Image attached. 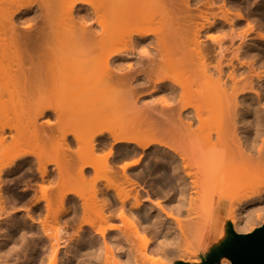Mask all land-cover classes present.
Instances as JSON below:
<instances>
[{
  "label": "bare ground",
  "instance_id": "6f19581e",
  "mask_svg": "<svg viewBox=\"0 0 264 264\" xmlns=\"http://www.w3.org/2000/svg\"><path fill=\"white\" fill-rule=\"evenodd\" d=\"M254 221L264 0H0V263L177 264Z\"/></svg>",
  "mask_w": 264,
  "mask_h": 264
},
{
  "label": "rangeland",
  "instance_id": "374dc122",
  "mask_svg": "<svg viewBox=\"0 0 264 264\" xmlns=\"http://www.w3.org/2000/svg\"><path fill=\"white\" fill-rule=\"evenodd\" d=\"M255 35H256V33H255ZM253 36H254V34H253ZM237 43H239V41H237ZM75 102H77V101H75ZM73 105H72V108H74V106L76 107V105L78 104V103H72ZM47 117H49V116H46V118ZM42 119H43V122H44V119H45V117H43V118H41L40 119V122L42 121ZM148 138H152V135H151V137L150 136H148ZM122 163V162H121ZM142 167L143 166V161H141L138 165H135L134 167H136V168H138V167ZM52 167L53 166H49V169H52ZM133 167V168H134ZM242 168V167H241ZM241 168H240V170H241ZM37 182H39V181H37ZM41 182V181H40ZM39 182V183H40ZM44 184H48V186H49V182H46V183H44ZM47 186V185H46ZM189 192H191L192 193V190L191 191H189ZM133 193H135V191H133ZM38 194H41V193H38ZM217 193L216 192H214V195L212 196V199H210V200H205L204 201V199H203V202L205 203V204H203V202H201V203H197V201L195 202V200H193V203L195 202V203H197V205L201 208V209H203V210H205V209H209V210H212L213 211V214H215V216H218L219 217V219H218V221H219V223L220 224H225L226 223V210H227V205H228V203L230 202L229 200H227V199H224V198H218V194L216 195ZM144 195H146V194H144ZM193 195H195L194 194V192H193ZM192 195V196H193ZM204 195V194H203ZM216 196H217V198H216ZM147 198V196H143V197H141V202H144V200ZM152 199V198H151ZM215 199H216V201H215ZM76 200V199H75ZM152 200H154V199H152ZM41 203V206H43V204L45 203L44 202V200L42 199V197H41V201H40ZM79 203L80 202H78V200H77V202H76V204H77V206L79 205ZM164 205H166V204H164ZM194 205V204H193ZM190 206H192V204L190 205ZM66 207L67 208H69L70 209V205L67 203L66 204ZM194 207H196V205L194 206ZM197 208V207H196ZM196 208H195V210H196ZM192 209H193V207H192ZM71 210V209H70ZM70 210L68 211V212H66V213H64V215L62 216V218L64 217V218H68V217H70L71 216V214H70ZM186 211L188 210V208H186L185 209ZM194 210V211H195ZM185 211V214H182L179 218H183L184 220H186V218L188 217V216H190L191 214H193L192 212H190V215H189V212H186ZM188 213V214H187ZM67 214H70L69 216L67 215ZM195 214V213H194ZM186 215H188V216H186ZM196 215V214H195ZM194 215V216H195ZM66 216V217H65ZM68 216V217H67ZM192 217L191 218H193V215H191ZM196 217V216H195ZM203 218H202V220L203 219H205V217H204V215L202 216ZM191 218H189V219H191ZM182 219V220H183ZM188 219V218H187ZM51 221V224H53L54 222L52 221V218L50 219ZM183 220V221H184ZM53 222V223H52ZM61 223V222H60ZM60 223H55V226L56 225H58L59 226V228H60ZM256 223V224H255ZM51 224H50V226H51ZM109 225H112V226H117V227H121L123 230H126V231H128V230H130V222H122L120 219H117V220H113V221H110L109 222ZM255 225V226H254ZM53 226V225H52ZM52 226H51V229H52ZM54 226V227H55ZM252 228H253V231H251V232H249V233H252V232H255V231H257V230H259V229H263V234H264V224L263 225H260L259 223H258V221H254L251 225H250ZM59 228H57L56 230H58ZM55 230V231H56ZM55 231H53V232H55ZM61 230L59 229V232H60ZM52 232V233H53ZM58 232V234H60ZM55 233H57V232H55ZM63 233V232H62ZM235 233L236 232H234V231H228V233H227V245L225 244V243H223V241H221L220 243L218 242V245H215V243H214V240L219 236V234H220V232H209V233H207V232H204V233H198L199 234V237H201V239H202V243H201V241H200V238L199 239H197V238H194L195 240H192L190 237H188V239H190V240H187L189 243H191V244H189L190 245V247H189V250L187 251L188 253V256L187 257H185V256H183V258L181 257V255L183 254L184 255V253L183 252H181V254H180V256H179V254L177 253L174 257H177V260H178V258H182V259H184L183 261L182 260H178L177 262H175V263H177V264H204V263H213V264H232V261H231V258L227 255V253H226V250L227 249H229L235 242H236V238H235ZM71 234V235H70ZM70 234H68L70 237H68V235H66L65 237H66V239H68V241H70V240H75L76 239V237H77V233H73V235H72V233H70ZM238 235H240V236H242V234L241 233H237ZM196 235V234H195ZM201 235V236H200ZM60 236H61V234H60ZM62 236H64V235H62ZM64 237V238H65ZM75 237V238H74ZM196 237V236H195ZM69 238H70V240H69ZM207 239V240H206ZM192 240V241H191ZM197 240V241H196ZM185 241V240H184ZM200 242V244H199V242ZM205 241V242H204ZM188 242H184L185 244L186 243H188ZM205 244H204V243ZM200 245H198V244ZM207 243V244H206ZM185 244H183V245H185ZM202 244H203V246H202ZM187 246H188V244H186ZM185 245V246H186ZM206 245V246H205ZM185 247V248H188V247ZM213 246V247H212ZM184 247V246H183ZM203 247V248H202ZM223 248H224V250H223ZM182 249H184V248H182ZM209 249H210V251L212 250V252H210L209 251ZM43 250V252H44V250L45 249H42ZM205 251L206 253H207V258H205V260H203V262H202V260H201V258H200V252L199 251ZM43 252H42V255H43ZM213 253V254H212ZM69 255H70V257H71V253H69ZM217 255L219 256L218 258H216L217 257ZM223 257H222V256ZM81 257H85V256H81ZM60 258V257H59ZM87 258V257H86ZM86 258H84V259H86ZM80 259V258H79ZM90 259V258H89ZM221 259V260H220ZM1 260H3L4 262H6L7 264H9L10 262H8V261H6V259L4 260V259H1ZM81 260H83L82 258H81ZM86 260H88V259H86ZM176 260V259H175ZM75 263V264H77L78 263V261H77V263H76V260H74V259H72L71 258V263H73V262ZM90 261H91V259H90ZM93 261V260H92ZM185 261V262H184ZM4 262H2L1 261V263H4ZM57 262H58V260H57ZM59 262H60V259H59ZM88 262V261H87ZM189 262V263H188ZM0 263V264H1ZM6 263H4V264H6ZM59 264V263H58ZM89 264V263H88ZM91 264V263H90Z\"/></svg>",
  "mask_w": 264,
  "mask_h": 264
},
{
  "label": "water",
  "instance_id": "95a60500",
  "mask_svg": "<svg viewBox=\"0 0 264 264\" xmlns=\"http://www.w3.org/2000/svg\"><path fill=\"white\" fill-rule=\"evenodd\" d=\"M235 238L236 242L226 250L232 264H264L263 229L242 236L235 233Z\"/></svg>",
  "mask_w": 264,
  "mask_h": 264
},
{
  "label": "crops",
  "instance_id": "0c3cea01",
  "mask_svg": "<svg viewBox=\"0 0 264 264\" xmlns=\"http://www.w3.org/2000/svg\"><path fill=\"white\" fill-rule=\"evenodd\" d=\"M223 250H224V248H223ZM213 254V253H212Z\"/></svg>",
  "mask_w": 264,
  "mask_h": 264
}]
</instances>
